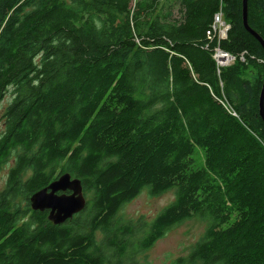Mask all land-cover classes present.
<instances>
[{
	"label": "trees",
	"instance_id": "obj_1",
	"mask_svg": "<svg viewBox=\"0 0 264 264\" xmlns=\"http://www.w3.org/2000/svg\"><path fill=\"white\" fill-rule=\"evenodd\" d=\"M241 10V0H0V98L13 91L0 161L14 154L0 264H122L194 216L205 230L177 264H264V48ZM219 11L225 37L208 38ZM246 21L264 42V0H246ZM216 47L232 62L218 65ZM63 172L89 199L54 224L28 198ZM143 189L174 198L150 221H122Z\"/></svg>",
	"mask_w": 264,
	"mask_h": 264
},
{
	"label": "rangeland",
	"instance_id": "obj_2",
	"mask_svg": "<svg viewBox=\"0 0 264 264\" xmlns=\"http://www.w3.org/2000/svg\"><path fill=\"white\" fill-rule=\"evenodd\" d=\"M223 23L228 25L225 21ZM219 36V38L225 37L221 36V34ZM231 62L230 59L229 63ZM12 97L13 91L11 88H8L0 98V134L4 130L2 115L5 107L12 100ZM13 164L14 154L11 153L9 166L3 170V179L6 178L8 167L11 166L12 168ZM28 174L29 170L21 173V181ZM83 194H85L84 196L88 200V193L83 192ZM173 198L174 192L172 189L156 196L149 194L146 189H143L133 199L127 201L120 207L118 216L122 221L137 226L140 225L139 220L143 222L150 221ZM15 204L24 208L26 200L22 195H17ZM204 230V220H201L197 216L191 217L167 229L163 236L158 238L151 247L143 250L135 247L130 259L127 261L124 260L122 264H177L176 259L186 257L195 242L202 236ZM91 234L97 246H102L103 234L101 231L95 229ZM139 234V232H136L129 238L131 243L136 244Z\"/></svg>",
	"mask_w": 264,
	"mask_h": 264
},
{
	"label": "water",
	"instance_id": "obj_3",
	"mask_svg": "<svg viewBox=\"0 0 264 264\" xmlns=\"http://www.w3.org/2000/svg\"><path fill=\"white\" fill-rule=\"evenodd\" d=\"M242 1V21L244 27L256 37L264 48L263 40L253 31L246 21V0ZM258 110L264 120V76L258 97ZM32 210L47 211V219L61 224L86 205L80 179L63 172L47 185L32 192L28 198Z\"/></svg>",
	"mask_w": 264,
	"mask_h": 264
},
{
	"label": "built area",
	"instance_id": "obj_4",
	"mask_svg": "<svg viewBox=\"0 0 264 264\" xmlns=\"http://www.w3.org/2000/svg\"><path fill=\"white\" fill-rule=\"evenodd\" d=\"M227 28L228 25L224 24L221 19V13L217 12L213 16V22L211 23V26L206 30V35L208 38H212L213 36H217L219 38V34H221V36H225ZM213 57L215 58L218 65H227L230 61V59L227 58L231 57V61L234 58L230 53L223 51L218 47L215 48Z\"/></svg>",
	"mask_w": 264,
	"mask_h": 264
},
{
	"label": "flooded vegetation",
	"instance_id": "obj_5",
	"mask_svg": "<svg viewBox=\"0 0 264 264\" xmlns=\"http://www.w3.org/2000/svg\"><path fill=\"white\" fill-rule=\"evenodd\" d=\"M3 127H4V124H3ZM3 132L4 130L0 134V137L3 135ZM10 157H11V153H9L8 156H6L4 159L0 161V204L2 202L10 204V194L8 190H9V177H10L11 166L8 167V170L6 172V178L5 179L2 178L4 174L3 173L4 168L9 166Z\"/></svg>",
	"mask_w": 264,
	"mask_h": 264
},
{
	"label": "bare ground",
	"instance_id": "obj_6",
	"mask_svg": "<svg viewBox=\"0 0 264 264\" xmlns=\"http://www.w3.org/2000/svg\"><path fill=\"white\" fill-rule=\"evenodd\" d=\"M227 59H231V57L230 58H227ZM225 102V101H224Z\"/></svg>",
	"mask_w": 264,
	"mask_h": 264
}]
</instances>
